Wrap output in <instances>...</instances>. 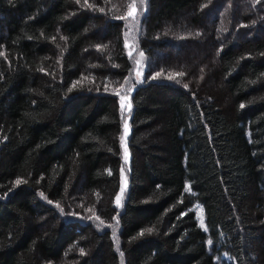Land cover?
I'll return each instance as SVG.
<instances>
[{
  "label": "trees",
  "instance_id": "obj_1",
  "mask_svg": "<svg viewBox=\"0 0 264 264\" xmlns=\"http://www.w3.org/2000/svg\"><path fill=\"white\" fill-rule=\"evenodd\" d=\"M131 1L0 0V264H264V0H146L123 140Z\"/></svg>",
  "mask_w": 264,
  "mask_h": 264
},
{
  "label": "rangeland",
  "instance_id": "obj_2",
  "mask_svg": "<svg viewBox=\"0 0 264 264\" xmlns=\"http://www.w3.org/2000/svg\"><path fill=\"white\" fill-rule=\"evenodd\" d=\"M146 0H132L125 16V29L123 31L124 35V46L125 52L130 57L133 65V69L128 78L124 79L116 88L115 93L120 99V107L122 111L123 118V140L126 139L129 133L128 120L131 109L130 104V94L133 90L135 84L140 83L143 80V74L145 70L146 57L138 48V39L142 34L141 27V16L145 11ZM246 7L245 4H243ZM218 11L219 9L216 8ZM207 21L211 20L212 13L207 15ZM170 79V78H169ZM173 79V78H172ZM170 79V81H173ZM127 125V128L125 127ZM128 161V151L124 149V162ZM122 187L118 195L114 199V204L116 207H120L124 199L125 188H126V169L124 168L121 173ZM117 197H119V202H117ZM195 216L200 227L205 229L204 217L202 207L199 205H194ZM115 224V221H112Z\"/></svg>",
  "mask_w": 264,
  "mask_h": 264
},
{
  "label": "snow or ice",
  "instance_id": "obj_3",
  "mask_svg": "<svg viewBox=\"0 0 264 264\" xmlns=\"http://www.w3.org/2000/svg\"><path fill=\"white\" fill-rule=\"evenodd\" d=\"M176 75H183V73H177ZM185 87H187V85H185ZM125 127L127 128V125H125ZM117 202H119V197H117Z\"/></svg>",
  "mask_w": 264,
  "mask_h": 264
}]
</instances>
